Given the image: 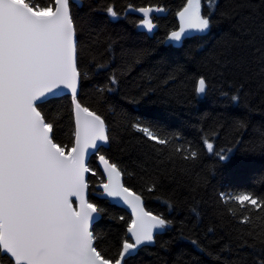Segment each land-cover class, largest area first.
<instances>
[{"label": "trees", "instance_id": "16d2710c", "mask_svg": "<svg viewBox=\"0 0 264 264\" xmlns=\"http://www.w3.org/2000/svg\"><path fill=\"white\" fill-rule=\"evenodd\" d=\"M81 1L70 7L79 102L105 121L109 148L100 154L164 226L153 247L124 264H264V0H201L207 29L180 48L164 42L189 0ZM22 2L35 12L55 6ZM151 7L163 10L153 34L128 13ZM38 110L56 146L70 153V97ZM89 167V203L102 217L94 248L116 264L132 219L98 197L96 158Z\"/></svg>", "mask_w": 264, "mask_h": 264}, {"label": "water", "instance_id": "95a60500", "mask_svg": "<svg viewBox=\"0 0 264 264\" xmlns=\"http://www.w3.org/2000/svg\"><path fill=\"white\" fill-rule=\"evenodd\" d=\"M82 6L80 0H70ZM192 1V0H190ZM162 12L141 9L148 22ZM183 29L168 42L177 45L205 32L191 3L181 14ZM76 35L67 0H56L49 16L23 3L0 0V248L14 264H109L93 247L91 231L101 215L88 205L87 165L107 147L104 122L77 100ZM207 85L200 80L198 95ZM69 96L75 126L74 148L64 155L36 109ZM225 161V159H222ZM106 185L101 198L132 216L129 243L116 264L153 246L162 220L148 213L142 199L124 188L120 173L104 158L98 161ZM72 202L77 204V211Z\"/></svg>", "mask_w": 264, "mask_h": 264}, {"label": "bare ground", "instance_id": "6f19581e", "mask_svg": "<svg viewBox=\"0 0 264 264\" xmlns=\"http://www.w3.org/2000/svg\"><path fill=\"white\" fill-rule=\"evenodd\" d=\"M82 2V1H81ZM82 5H83V3H82ZM28 7V6H27ZM77 7H79V8H81L82 6H78L77 5ZM29 8V7H28ZM69 9H70V7H69ZM146 9H153V10H156L157 8H153V7H151V8H146ZM32 10V9H31ZM33 11V10H32ZM33 12H35V11H33ZM191 13H193V14H196L195 12H193V11H191ZM163 14V13H162ZM162 14H160L159 16H161ZM181 14H183V11L179 14V15H177V17H176V23L178 24V28H177V30H175V31H173V32H171L168 36H167V38L165 39V46H172V47H174V48H180L182 45H183V43L187 40V39H189V38H195V37H197V36H199V35H203V34H198V35H194V34H192L191 36H189L188 38H185V39H183L182 41H181V43L179 44V45H177V41L176 40H174L173 42H168L170 39H171V37L172 36H176L177 34H179V33H181V30L183 29V23H182V20H184L185 19V17L183 16V15H181ZM198 15V14H197ZM199 16V15H198ZM70 17H71V13H70ZM199 18L201 19V22H202V25H203V21H202V17H200L199 16ZM71 23H72V25H73V22H72V18H71ZM151 29V28H150ZM149 29V30H150ZM206 29H207V27H206V25H205V31H206ZM149 30H147V32L149 31ZM155 30H156V28L154 29V31L151 33V34H153L154 32H155ZM149 33V32H148ZM77 39V38H76ZM76 46L75 47H77V40H76V44H75ZM76 57H77V52H76ZM78 71V70H77ZM79 73V72H78ZM200 80H203L205 83H206V81L204 80V79H200ZM200 82V81H199ZM81 83V82H80ZM206 85H207V83H206ZM198 87H199V84H198ZM198 87H197V91H196V93H197V95H198ZM207 89H208V86H207ZM206 93H207V91H206ZM79 94H80V88H79ZM199 96V95H198ZM205 96H206V94H205ZM204 96V97H205ZM65 97H68V96H65ZM62 98V97H61ZM77 98H79V95H78V97ZM199 98H200V96H199ZM201 99H203V98H201ZM78 101H79V99H77ZM72 103V102H71ZM80 103V102H79ZM81 104V103H80ZM40 106V105H39ZM84 107V106H83ZM85 108V107H84ZM37 110H38V106H37V108H36ZM86 109V108H85ZM88 112H90L91 114H94V115H96L97 117H99L103 122H104V125H105V135L107 136V141H108V146L107 147H103V148H100L98 151H97V153H96V155H94L92 158H91V160H90V162L92 161V159L93 158H96V165H97V167H98V169H99V171L101 172V170H100V168H99V166H98V161L101 159V158H104L105 159V161L111 166V167H113V168H115L119 173H120V175H121V178H122V181H123V185H124V188L125 189H127L129 192H131V193H133V194H136V193H134L132 190H130L129 188H127L126 187V185H125V183H124V178H123V176H122V174H121V172H120V170L115 166V165H113L105 156H103V155H101L100 154V152H101V150L102 149H108L109 148V138H108V132H107V127H106V124H105V121L100 117V116H98L97 114H95V113H93V112H91V111H89L88 109H86ZM38 112H39V110H38ZM40 113V112H39ZM41 114V113H40ZM72 115H73V108H72ZM41 116H42V114H41ZM42 118H43V116H42ZM44 119V118H43ZM73 123H74V120H73ZM74 128H75V126H74ZM74 136H75V129H74ZM52 140H53V133H52ZM54 142V141H53ZM56 145V144H55ZM73 148H74V144H73ZM73 148H72V150H73ZM60 150V149H59ZM71 150V151H72ZM61 151V150H60ZM61 153L62 154H64V155H67L66 153H64V152H62L61 151ZM71 154V152L69 153V155ZM90 162L88 163V165L90 164ZM88 165H87V172H88ZM101 174H102V172H101ZM103 175V174H102ZM103 178H104V176H103ZM88 179H89V172H88V177H87V182H86V184H87V188H88V194H89V185H88ZM103 185H106V181H105V179H104V182L102 183V184H100L99 185V187H101V186H103ZM99 187H97L96 189H97V191H99L100 192V194L98 195V197L100 198V199H103V198H101V196L103 195V192L102 191H100L98 188ZM98 192V193H99ZM137 195V194H136ZM137 196H139V195H137ZM140 197V196H139ZM88 198H89V195H88ZM141 198V197H140ZM142 199V198H141ZM104 200H106V199H104ZM142 201H143V199H142ZM144 202V201H143ZM110 203V202H109ZM111 204V203H110ZM77 205V204H76ZM113 206H115V207H117V208H119V209H122V208H120L119 206H117V205H114V204H112ZM144 206H145V203H144ZM78 208V207H77ZM77 208H76V211H77ZM146 209V208H145ZM123 210V209H122ZM125 211V210H124ZM147 211V210H146ZM126 212V211H125ZM148 212V211H147ZM149 213V212H148ZM129 216H130V218L132 219V216L129 214V213H127ZM151 214V213H150ZM151 215H153V214H151ZM155 216V215H154ZM157 217V216H156ZM102 218V217H101ZM159 218V217H158ZM161 219V218H160ZM101 220V219H100ZM99 220V221H100ZM98 221V222H99ZM133 224H134V220L132 219V224H131V226H130V228L131 227H133ZM163 229H164V226H163V221H162V232H163ZM129 230V229H128ZM91 234H92V238H93V233H92V231H91ZM127 234H128V231H127ZM160 234H158V235H156L155 236V239H154V245H155V240H156V238H157V236H159ZM126 243H129V242H126ZM153 245V246H154ZM153 246H147V247H153ZM144 248V247H143ZM140 249H142V248H140ZM140 249H138V252H139V250ZM94 250H95V248H94ZM96 251V250H95ZM137 252V253H138ZM131 258V257H130Z\"/></svg>", "mask_w": 264, "mask_h": 264}, {"label": "rangeland", "instance_id": "374dc122", "mask_svg": "<svg viewBox=\"0 0 264 264\" xmlns=\"http://www.w3.org/2000/svg\"><path fill=\"white\" fill-rule=\"evenodd\" d=\"M15 1H17V2H20V3H23L24 5H26L24 2H22V0H15ZM56 1V0H55ZM68 1V5H69V7H71V5H74V6H77V4H74L72 1H70V0H67ZM81 1V0H80ZM55 3V2H54ZM191 3V11H193V12H195L196 14H198L200 17H201V10H202V2H201V0H192V1H188V3H187V6L189 5ZM27 6V5H26ZM187 6H186V8H187ZM30 8V7H29ZM185 8V9H186ZM31 9V8H30ZM144 9H146V8H144ZM184 9V10H185ZM54 10H55V6H54ZM54 10L53 11H50V12H34V13H36V14H38V15H41V16H49V15H51V14H53V12H54ZM139 10H141V9H139ZM157 11H161L162 13H163V10H161V9H156ZM183 10V11H184ZM137 11L138 10H133V9H130L129 11H128V13H135L136 15H138L137 14ZM70 13H71V10H70ZM161 13V14H162ZM139 16V15H138ZM159 16V15H158ZM155 17H157V16H154V17H152L148 22L151 24V29L148 31L149 32V34H151L153 31H154V29H155V25H154V18ZM142 19V18H141ZM202 21H203V24L204 25H206L207 26V23L202 19ZM146 23V21L144 20V19H142V24H141V26H140V29L141 30H143L144 32H147V31H145L144 30V24ZM74 27V26H73ZM74 31H75V29H74ZM76 35V34H75ZM77 38V37H76ZM77 40V39H76ZM77 58V57H76ZM78 70V69H77ZM69 97V96H68ZM71 99V98H70ZM45 125H46V123H45ZM46 127H48L47 125H46ZM49 128V127H48ZM50 129V128H49ZM75 129V128H74ZM51 130V129H50ZM52 131V130H51ZM55 144V143H54ZM73 144H74V142H73ZM67 155H69V153L67 154ZM88 172H89V175H91L92 174V171L90 170V167H89V165H88ZM100 185V184H99ZM97 187H99V186H97ZM250 199L248 198V197H242V198H240V201L241 202H250L249 201ZM88 205L90 206V208H92L94 211H96L95 209H94V207L89 203V198H88ZM72 204H73V206H74V208L76 209L77 208V205H76V203L75 202H72ZM97 212V211H96ZM98 213V212H97ZM99 214V213H98ZM127 236H128V234H127ZM93 247H94V239H93ZM122 251H123V249H122Z\"/></svg>", "mask_w": 264, "mask_h": 264}, {"label": "flooded vegetation", "instance_id": "af4514ba", "mask_svg": "<svg viewBox=\"0 0 264 264\" xmlns=\"http://www.w3.org/2000/svg\"><path fill=\"white\" fill-rule=\"evenodd\" d=\"M0 257H2V258H7L8 260H10V262H11L12 264H14L13 261H12L8 256L3 255V254L1 253V248H0ZM0 264H1V262H0Z\"/></svg>", "mask_w": 264, "mask_h": 264}]
</instances>
